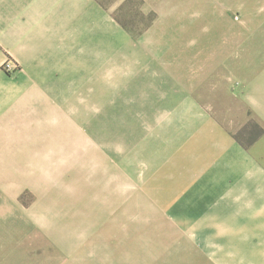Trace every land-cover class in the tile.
<instances>
[{"label": "rangeland", "instance_id": "obj_1", "mask_svg": "<svg viewBox=\"0 0 264 264\" xmlns=\"http://www.w3.org/2000/svg\"><path fill=\"white\" fill-rule=\"evenodd\" d=\"M101 2L112 22L100 41L87 42L85 57L71 58L69 74L39 82L38 109L61 132L55 169L38 171L41 182L54 185V247L38 264H206L191 235L177 233L157 217L155 203L143 201L140 184L175 160L176 146H190L191 122L200 114L232 138L249 121L264 128V102H245L264 98V17L256 19L255 5ZM5 62L1 71L11 77L18 68L8 73ZM175 91L202 103L194 106L197 116L191 106L172 104ZM186 114L194 118L181 122ZM235 221L230 235L215 238L230 242L237 259L244 236L234 232ZM256 240L260 234L246 235L248 243Z\"/></svg>", "mask_w": 264, "mask_h": 264}, {"label": "crops", "instance_id": "obj_2", "mask_svg": "<svg viewBox=\"0 0 264 264\" xmlns=\"http://www.w3.org/2000/svg\"><path fill=\"white\" fill-rule=\"evenodd\" d=\"M140 1L184 5L183 0ZM187 1L255 5L256 19L264 17V8L259 12L264 0ZM100 2L0 0V67L9 59L18 68L11 77L0 68V264H38L53 250L49 220L54 215V185L52 179L41 182L38 171L55 169L54 144L61 131L54 118L38 109L39 82L69 74L71 58L85 57L87 42L100 41L103 27L112 22ZM173 101L191 106V113L202 105L189 93L176 92ZM245 102L260 105L264 98ZM189 118L193 114L181 115L180 121ZM197 118L198 124L191 122L190 146H176L173 162L145 174L140 184L143 201L155 203L157 217L165 218L177 233L191 235L192 249L205 250L206 264H264V135L244 148L218 122L201 114ZM25 195L34 199L26 201ZM231 219H237L234 232L244 236L237 259L231 256L230 242L225 245L215 238L232 233ZM252 233L260 234L261 240L248 243L246 235ZM204 234L209 239L205 242L199 236Z\"/></svg>", "mask_w": 264, "mask_h": 264}, {"label": "trees", "instance_id": "obj_3", "mask_svg": "<svg viewBox=\"0 0 264 264\" xmlns=\"http://www.w3.org/2000/svg\"><path fill=\"white\" fill-rule=\"evenodd\" d=\"M101 1V0H99ZM100 5L103 9H105L106 5H103V3L100 2ZM115 21L121 26L122 29H124L126 32H131V30L128 28V26L124 23H121L119 19L114 18ZM257 131V136L254 138V132ZM264 135V128L259 126L256 122L254 121H249L247 122L246 125L243 126V128L239 131V133L234 137L236 142H238L242 147L244 148H249L259 137ZM242 137H247L248 140L246 142H243L240 138Z\"/></svg>", "mask_w": 264, "mask_h": 264}, {"label": "built area", "instance_id": "obj_4", "mask_svg": "<svg viewBox=\"0 0 264 264\" xmlns=\"http://www.w3.org/2000/svg\"><path fill=\"white\" fill-rule=\"evenodd\" d=\"M15 69V66L9 61L5 62L4 64V70L8 73H11Z\"/></svg>", "mask_w": 264, "mask_h": 264}]
</instances>
